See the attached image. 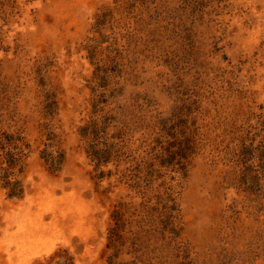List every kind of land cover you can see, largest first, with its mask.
Instances as JSON below:
<instances>
[{
	"label": "rangeland",
	"instance_id": "rangeland-1",
	"mask_svg": "<svg viewBox=\"0 0 264 264\" xmlns=\"http://www.w3.org/2000/svg\"><path fill=\"white\" fill-rule=\"evenodd\" d=\"M92 126L122 137L120 163L96 166ZM173 136L196 144L187 172L122 177ZM18 138L26 194L0 188V264H108L116 211L143 264H264V0H0V141Z\"/></svg>",
	"mask_w": 264,
	"mask_h": 264
},
{
	"label": "trees",
	"instance_id": "trees-1",
	"mask_svg": "<svg viewBox=\"0 0 264 264\" xmlns=\"http://www.w3.org/2000/svg\"><path fill=\"white\" fill-rule=\"evenodd\" d=\"M92 130L87 134L85 132L83 135L84 138L88 139L90 145L88 146V154L95 162L96 166H108L111 162L120 163V158L124 156L122 153L127 149L125 142L122 140V137H113V140L118 141V143H109L105 131H101V137L96 133V127L92 126ZM100 130L99 128L97 129ZM118 134H124L123 130H118ZM182 134V132H181ZM173 141L169 142L167 148L162 152L155 154V158L150 161L138 160L133 156H128L126 159L129 160L131 164V170H125L122 177H126V171L135 172L131 178L130 174L129 179L134 182L135 186L140 184H146V187L155 182L156 179H160L163 173V170L171 171L176 173L184 174L187 172L190 167V162H192V157L196 153V144L191 141V138H186L184 136H173ZM118 139H121L119 141ZM9 145L10 141H13L12 137L6 138ZM20 143V146L13 148L15 152L7 151L6 146L0 141V188L7 191V196L10 199L21 200L26 194V188L23 184V181L19 179V175L23 172L25 168V162L27 160V150L28 144L24 142L22 138L16 140ZM102 141V142H101ZM44 161L48 165L49 169L52 172L59 171L63 163V156H54L53 153L44 151L42 155ZM143 176L144 178H141ZM127 178V177H126ZM102 179V177H100ZM171 180H174L170 178ZM161 199H162V217L165 219V225L169 228V232L174 236L170 238L169 242L174 241V237L178 232L177 229V217L175 214L178 212L176 202L174 199L175 188L172 185L166 183L161 186ZM114 227L110 228L108 232V243L107 250L111 252V258L108 260V264H116V260L120 255L124 254V250L127 249V255L133 259L129 264H143L141 259L143 254L139 249L141 247L140 237L138 233L129 231V234H121L124 230V226L130 225V222L123 218V215L116 211L113 215ZM142 224L146 223L145 221H140ZM150 223V222H149ZM148 225V224H147ZM62 253V252H59ZM60 257V255H56ZM62 258L64 262L62 264H74L73 259L68 256L66 251H63ZM60 264V263H59Z\"/></svg>",
	"mask_w": 264,
	"mask_h": 264
}]
</instances>
